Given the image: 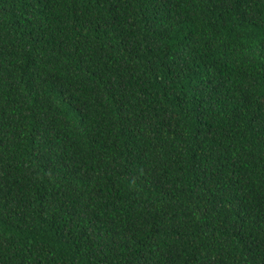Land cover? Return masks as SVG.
<instances>
[{
	"label": "trees",
	"instance_id": "1",
	"mask_svg": "<svg viewBox=\"0 0 264 264\" xmlns=\"http://www.w3.org/2000/svg\"><path fill=\"white\" fill-rule=\"evenodd\" d=\"M0 264H264V0H0Z\"/></svg>",
	"mask_w": 264,
	"mask_h": 264
}]
</instances>
